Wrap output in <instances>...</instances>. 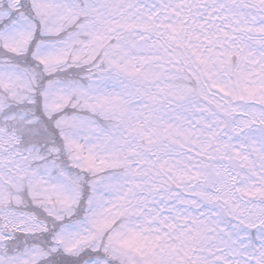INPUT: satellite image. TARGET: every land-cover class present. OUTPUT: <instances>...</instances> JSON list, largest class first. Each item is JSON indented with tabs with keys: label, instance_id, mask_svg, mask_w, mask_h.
I'll use <instances>...</instances> for the list:
<instances>
[{
	"label": "snow or ice",
	"instance_id": "obj_1",
	"mask_svg": "<svg viewBox=\"0 0 264 264\" xmlns=\"http://www.w3.org/2000/svg\"><path fill=\"white\" fill-rule=\"evenodd\" d=\"M0 264H264V0H0Z\"/></svg>",
	"mask_w": 264,
	"mask_h": 264
}]
</instances>
